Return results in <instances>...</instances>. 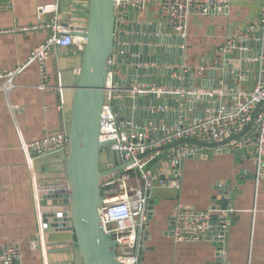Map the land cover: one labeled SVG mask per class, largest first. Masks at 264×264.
Here are the masks:
<instances>
[{
	"label": "built area",
	"instance_id": "1",
	"mask_svg": "<svg viewBox=\"0 0 264 264\" xmlns=\"http://www.w3.org/2000/svg\"><path fill=\"white\" fill-rule=\"evenodd\" d=\"M232 2L114 0L115 49L109 61L112 67L106 85L109 102L103 106L100 135L102 142L112 143L102 148L103 152H116L120 162L132 163L123 174L102 185L101 223L116 243L120 264H140L150 237L153 191L157 186L180 189L181 169L186 160L207 158L215 152L229 153L239 161H254L257 186L264 179V0L258 22L237 37H229L219 50V56L210 57L197 65L186 63L191 16L227 13ZM154 5L159 6L160 18L165 25L146 24L138 20L139 12ZM46 10L41 8L42 12ZM57 11V8L53 10ZM47 26L50 30L48 38L32 50L29 58L30 62L39 65L40 89H46L50 84L48 62L57 55L59 46H76L83 51L86 45V38L82 35L84 31H77L71 23L63 22L58 14L50 17ZM133 27L139 29V36L154 39L136 43L149 46L148 52H133V41H121V33L132 35L130 28ZM76 33H79L78 39ZM243 53L245 56H242ZM133 57L138 59L137 62L128 61ZM142 57L145 61L140 60ZM156 57H164L165 61L158 62ZM231 60L235 63L230 64ZM119 61L127 65L126 72L132 67L138 71H157L137 74L146 78V83H128L125 73L116 68ZM167 70L171 71L170 74L165 73ZM15 74L16 71L0 72V80L7 79L11 83ZM167 79L181 84H167ZM2 89L8 90V84ZM115 100L122 102L118 105L119 113L115 111ZM126 100L130 102L125 103ZM232 137L233 140L218 147L182 143L163 150L180 140L196 139L213 144ZM67 144L68 138L62 132L31 142L22 140V148L33 172L34 204L39 213V229L32 242L33 249L44 245L40 218L42 207L39 205L33 162L64 150ZM157 160L152 169L146 170ZM235 212L233 203L197 209L179 201L171 216L169 233L176 243L213 242L217 254H221L218 257L222 258ZM21 260L22 248L19 244L0 245V264H21Z\"/></svg>",
	"mask_w": 264,
	"mask_h": 264
},
{
	"label": "crops",
	"instance_id": "2",
	"mask_svg": "<svg viewBox=\"0 0 264 264\" xmlns=\"http://www.w3.org/2000/svg\"><path fill=\"white\" fill-rule=\"evenodd\" d=\"M89 6L90 0H0V72L16 71L11 83L0 80V245L19 244L21 264H47L46 242L45 252L32 248L39 213L34 204L33 172L22 140L36 141L65 131L61 92L39 88V65L29 61L30 54L48 38L52 15L83 28L88 23ZM262 6V0H233L227 13L191 16L187 65L218 55L229 37L258 22ZM55 8L57 12H53ZM137 17L146 24L165 25L157 5L148 6ZM48 70L51 83H60L57 55L49 60ZM5 84L8 90L2 89ZM33 165L38 188L35 161ZM255 170L252 159L239 161L229 153L186 160L180 189L157 186L153 191L150 237L141 264H220L213 242H174L169 230L179 201L197 209L223 206V201L233 203L236 212L221 264H264V179L257 186Z\"/></svg>",
	"mask_w": 264,
	"mask_h": 264
},
{
	"label": "water",
	"instance_id": "3",
	"mask_svg": "<svg viewBox=\"0 0 264 264\" xmlns=\"http://www.w3.org/2000/svg\"><path fill=\"white\" fill-rule=\"evenodd\" d=\"M76 30L84 31L82 32L86 38L84 50L79 51L76 46H59L57 50L61 82L64 72L71 74L68 82L63 80L65 91L62 99L65 132L70 141L63 152L39 158L35 162L41 185L39 192L45 193L41 197V205L45 223L43 233L49 247L48 263L120 264L115 250L116 243L101 223L102 185L123 174L126 167L132 163L120 162L116 152L110 150L103 152L102 148H107L112 143L100 140L103 106L109 102V93L106 88L107 79L112 70L109 61L115 49L114 0H90L87 26ZM130 31H133V34L129 36L121 33V41H133L135 43L131 45L133 52H148L149 46L136 43L143 40L150 42L154 39L139 36V29L135 27L130 28ZM160 50L166 51L165 48ZM242 56H245V53ZM164 59V57L155 58L158 62H164ZM137 60L136 57L128 59L133 63ZM140 60L145 61L144 57ZM229 63H235V61L231 60ZM119 64H122V61H119ZM76 69H79L80 73L77 74ZM170 72V70L165 71L166 74ZM138 73L151 74L153 70L138 71L132 67L125 72L126 81L146 83L147 79L140 78ZM166 81L167 84L177 86L181 84L179 81L175 83L168 79ZM121 103L120 100L113 102L117 113H119L118 105ZM256 114L257 111L254 113L253 120ZM252 123L248 128L252 126ZM233 139L232 137L224 142L213 144L196 139L180 140L165 146L163 150H170L182 143L218 147ZM58 164L60 167H56ZM51 165L52 167L49 168ZM45 170L58 173L53 174L54 176L49 179L42 173ZM59 177L65 179V185H53L58 182ZM47 182H51L50 185ZM220 194H226V191H220ZM221 203L223 206L227 205L226 201ZM61 234L64 236L59 237ZM220 255L219 253L218 256ZM219 257L217 261L221 264L222 259Z\"/></svg>",
	"mask_w": 264,
	"mask_h": 264
},
{
	"label": "bare ground",
	"instance_id": "4",
	"mask_svg": "<svg viewBox=\"0 0 264 264\" xmlns=\"http://www.w3.org/2000/svg\"><path fill=\"white\" fill-rule=\"evenodd\" d=\"M75 29H77V28H75ZM80 28L78 27V30H79ZM75 36L77 37V39H78V33H77V35L75 34ZM138 63H140V62H138ZM155 71H157V70H153V72H155ZM58 72H59V70H58ZM75 72L78 74V73H80V70L79 69H76L75 70ZM49 74H50V72H49ZM59 74V73H58ZM71 74L69 73V72H64L63 73V77H62V82H61V74H59V79H60V83H51V79H50V84H49V86H46V90H54L53 89V87L54 86H56V88L61 92L60 93V95H62V98H63V92L65 91V88H64V86H63V80H65L66 82H68V80L69 79H71V76H70ZM42 85V84H41ZM69 86H70V84H69ZM55 88V89H56ZM64 103V102H63ZM62 133H65L66 134V132L64 131V132H62ZM50 135H52V134H50ZM66 136H67V134H66ZM67 138H68V144H69V141H70V139H69V137L67 136ZM100 140H101V135H100ZM102 141V140H101ZM68 144H67V146H68ZM65 150V149H64ZM64 150H61V151H59V152H56V153H54V154H57V153H60V152H63ZM40 158H43V157H40ZM37 159H39V158H37ZM36 159V160H37ZM36 160H34L35 162H36ZM35 167H36V165H35ZM54 167V166H53ZM56 167H60V165L58 164ZM56 167H54V168H56ZM37 170V169H36ZM38 172V171H37ZM58 172H49V173H43V174H45V178H49L50 179V177L51 176H54L53 174H57ZM64 178L63 177H59V179H58V182L57 183H54L53 185H57V186H59V185H65L64 184ZM37 181H38V189L40 190V184H39V178H38V174H37ZM49 185H50V183L51 182H47ZM39 190H38V195H39V199H40V205H41V198L40 197H42L45 193H42V194H39ZM41 207H42V205H41ZM40 218L42 219V221H41V225H42V233L44 232V220H43V218H42V214L40 215ZM38 229H39V227H38ZM64 235L63 234H61L59 237H63ZM45 238H44V235H43V240H44ZM45 241V240H44ZM46 252L44 251V245H43V247L41 248V250H42V252L44 251L45 252V258H46V263L47 264H49L48 263V257H47V254H48V246H47V244H46ZM143 260V258L141 259V261ZM126 264V263H125Z\"/></svg>",
	"mask_w": 264,
	"mask_h": 264
},
{
	"label": "rangeland",
	"instance_id": "5",
	"mask_svg": "<svg viewBox=\"0 0 264 264\" xmlns=\"http://www.w3.org/2000/svg\"><path fill=\"white\" fill-rule=\"evenodd\" d=\"M236 37H237V36H236ZM223 46H224V45H223ZM223 46H222V47H223ZM222 47H221V48H222ZM221 48H220V49H221ZM219 52H220V51H218V53H219ZM216 56H219V55H216ZM116 68H117V70H120V71H122L123 73H125V72L127 71V65H126V64H118ZM158 161H159V160H157L156 162H154V164L147 166V167H146V170L152 169Z\"/></svg>",
	"mask_w": 264,
	"mask_h": 264
}]
</instances>
